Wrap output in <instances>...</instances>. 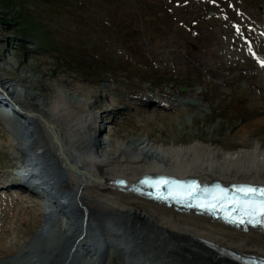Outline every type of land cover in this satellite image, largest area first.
Returning <instances> with one entry per match:
<instances>
[{"label": "rangeland", "instance_id": "1", "mask_svg": "<svg viewBox=\"0 0 264 264\" xmlns=\"http://www.w3.org/2000/svg\"><path fill=\"white\" fill-rule=\"evenodd\" d=\"M21 77L32 81L25 97L32 105L52 93L49 85L84 99L99 117L103 150L115 137L136 135L157 143L200 140L230 153L264 149V0H0V86ZM10 121L0 109V235L16 250L34 236L43 201L17 186L20 152ZM7 201L13 209L3 208ZM93 208L97 235L128 236L130 256L109 250L101 254L105 264L171 263L161 262L166 250L150 222ZM64 230L58 226L69 241ZM78 259L74 264L93 263Z\"/></svg>", "mask_w": 264, "mask_h": 264}, {"label": "bare ground", "instance_id": "2", "mask_svg": "<svg viewBox=\"0 0 264 264\" xmlns=\"http://www.w3.org/2000/svg\"><path fill=\"white\" fill-rule=\"evenodd\" d=\"M31 83L27 77H21L13 80L9 86H0V102L7 101V106L13 112L20 114L19 110L23 109L38 114L23 117L26 122H7L14 146L22 142L26 150L24 156L18 158V168L25 175L17 172V179L23 180L17 186L36 195L38 188L30 185L26 177L31 181H41V185L51 192L54 199L52 207L59 210L51 207V210L43 211L34 236L26 237V242L16 250L7 246L2 237L5 233H2L0 250L3 249V257L0 258V264H74L76 260L79 261V256H83L81 253L84 251V257L91 256L92 264H105L101 254L109 250L120 251L129 257L128 236L124 233L114 239L97 235L100 223L94 213L93 207L96 206L110 208L113 213L127 218L135 217L150 222L155 229L153 239L167 251L160 257L161 262L167 259L170 264H192L188 263L189 260H204L207 264H241L237 255L264 256V232L253 228L243 231L204 214L177 210L146 196L121 191L111 183L118 176L138 180L145 174H166L174 171V167L185 165L187 169L176 171L178 177H197L200 181L209 183L220 180L227 184H264L263 148L239 147L230 153L219 144L200 140L189 144L176 141L157 143L147 135H136L129 140L115 137L109 142L108 149L103 150L102 144L106 140L102 139L101 143L97 139L100 134V127L97 125L99 117L84 99L72 101L67 98L65 91L56 85H49L52 93L40 96L32 105L25 100L30 95L26 85ZM3 89L7 92H3ZM7 94L10 95L9 98ZM14 96L17 99L20 97L21 101ZM10 113L5 111V119L9 118ZM157 113L153 111L152 115ZM252 126L253 124L244 126L237 133L242 136ZM40 133L42 137L39 136ZM55 137L59 139L61 146ZM42 145L46 146L43 148ZM60 147L79 171L69 166L59 152ZM6 203L3 208H12L8 201ZM61 225H66L63 234L69 236V241H65L63 235L57 231ZM51 228L52 231L49 232ZM163 232L164 236H161ZM42 238L41 243L35 244ZM169 239L179 242L180 246L171 245ZM105 241L106 244L110 243L106 251V246L103 245ZM193 248L200 249L208 257ZM23 250L30 251V254L22 253ZM131 257L139 258L138 255Z\"/></svg>", "mask_w": 264, "mask_h": 264}, {"label": "snow or ice", "instance_id": "3", "mask_svg": "<svg viewBox=\"0 0 264 264\" xmlns=\"http://www.w3.org/2000/svg\"><path fill=\"white\" fill-rule=\"evenodd\" d=\"M142 183H147V181H142ZM149 186L156 188L157 192H159L161 186H169V182L166 180H160V181H157L156 183L149 184ZM236 192L239 195L240 209H242L244 213L250 217V219L248 220V223L264 224V219H252L251 218L257 215L260 217H264V187L257 188L251 185H241L236 189ZM227 195H228L227 193H223V195L220 197H217L214 202H209V203L222 205L224 201L227 199ZM159 198L168 199L169 197L167 195H164ZM187 198L190 199L191 197L189 196ZM236 200H237V197L233 196V201L235 202ZM178 202H182V201L178 200ZM232 222H236V221L233 220ZM239 222L244 223L243 220H240Z\"/></svg>", "mask_w": 264, "mask_h": 264}, {"label": "water", "instance_id": "4", "mask_svg": "<svg viewBox=\"0 0 264 264\" xmlns=\"http://www.w3.org/2000/svg\"><path fill=\"white\" fill-rule=\"evenodd\" d=\"M26 114H27V115H30V116L38 115L36 112H33V111H32V112H26ZM41 118H42V120L46 123V125H49V124L47 123V121H46L43 117H41ZM25 122H26V121H25ZM27 123H28V122H27ZM55 140H56V141L58 142V144L61 146V143H60V141H59V139H58L57 137H55ZM59 152L62 153V156L65 157L67 163L69 164V166H70L72 169H74V170H76V171H79V168H78L75 164H73V163H71V162L69 161L68 157H67L66 154L63 152L62 147H60ZM104 243H105V242H104ZM74 247H75V245L72 247L71 250H73Z\"/></svg>", "mask_w": 264, "mask_h": 264}]
</instances>
